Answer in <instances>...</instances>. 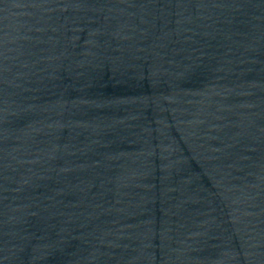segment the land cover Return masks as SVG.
Returning <instances> with one entry per match:
<instances>
[{
  "label": "water",
  "instance_id": "obj_1",
  "mask_svg": "<svg viewBox=\"0 0 264 264\" xmlns=\"http://www.w3.org/2000/svg\"><path fill=\"white\" fill-rule=\"evenodd\" d=\"M0 264H264V0H0Z\"/></svg>",
  "mask_w": 264,
  "mask_h": 264
}]
</instances>
